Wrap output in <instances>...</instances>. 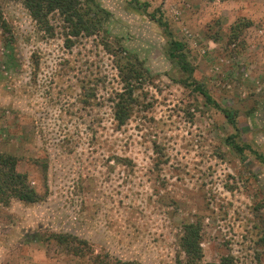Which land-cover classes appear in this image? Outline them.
I'll return each instance as SVG.
<instances>
[{
	"label": "rangeland",
	"instance_id": "374dc122",
	"mask_svg": "<svg viewBox=\"0 0 264 264\" xmlns=\"http://www.w3.org/2000/svg\"><path fill=\"white\" fill-rule=\"evenodd\" d=\"M94 1L110 16L67 48L57 13L50 36L0 0V154L38 195L0 203V264H187L189 224L196 264H264V163L225 141L264 156V0ZM157 10L236 130L182 84ZM117 64L142 74L124 123Z\"/></svg>",
	"mask_w": 264,
	"mask_h": 264
},
{
	"label": "trees",
	"instance_id": "16d2710c",
	"mask_svg": "<svg viewBox=\"0 0 264 264\" xmlns=\"http://www.w3.org/2000/svg\"><path fill=\"white\" fill-rule=\"evenodd\" d=\"M132 3H134L137 10L147 13L148 3L137 0ZM24 7L42 31L50 36L53 35V27L49 22V16L57 13L65 24L64 37L67 48L71 46L72 40L77 37L97 35L101 29L102 22L110 16L94 0H86L85 3L80 0H24ZM147 16L163 30L164 35L168 39V57L175 61L180 71L185 75L182 84L201 95L205 103L219 111L226 122L236 130L235 112L221 107L201 85L192 81L194 68L188 60L185 44L174 38L169 24L163 18L162 13L157 10L155 13L147 14ZM6 27L7 24L0 14V28L6 29ZM117 67L121 75L124 91L115 103L114 115L119 123H124L130 116L134 90L136 89L135 85L139 79H142L140 76L142 74L133 65L128 67L117 64ZM235 138L236 134L230 135L225 141L238 155L248 152L264 163L263 155L259 154L248 144H239ZM16 167L17 159L15 157L0 154V203H7L10 199L25 203H35L38 200L37 193L29 185L27 176L19 173ZM199 231L200 228L197 225L189 224L185 226L184 236L181 238V249L187 259V264H196L202 258ZM76 241L85 243L79 240Z\"/></svg>",
	"mask_w": 264,
	"mask_h": 264
}]
</instances>
